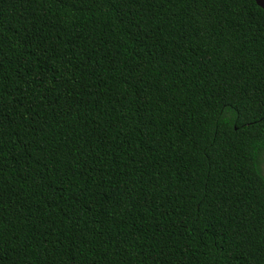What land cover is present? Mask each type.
<instances>
[{
    "label": "trees",
    "instance_id": "obj_1",
    "mask_svg": "<svg viewBox=\"0 0 264 264\" xmlns=\"http://www.w3.org/2000/svg\"><path fill=\"white\" fill-rule=\"evenodd\" d=\"M0 264H264V10L0 0Z\"/></svg>",
    "mask_w": 264,
    "mask_h": 264
},
{
    "label": "water",
    "instance_id": "obj_2",
    "mask_svg": "<svg viewBox=\"0 0 264 264\" xmlns=\"http://www.w3.org/2000/svg\"><path fill=\"white\" fill-rule=\"evenodd\" d=\"M258 7L264 10V3H261V0H254Z\"/></svg>",
    "mask_w": 264,
    "mask_h": 264
},
{
    "label": "snow or ice",
    "instance_id": "obj_3",
    "mask_svg": "<svg viewBox=\"0 0 264 264\" xmlns=\"http://www.w3.org/2000/svg\"><path fill=\"white\" fill-rule=\"evenodd\" d=\"M261 3H264V0H261Z\"/></svg>",
    "mask_w": 264,
    "mask_h": 264
}]
</instances>
